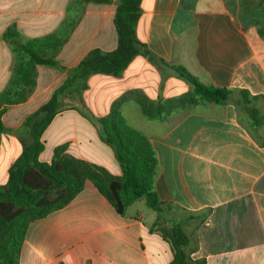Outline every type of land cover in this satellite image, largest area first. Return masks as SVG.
Segmentation results:
<instances>
[{"label":"crops","instance_id":"obj_1","mask_svg":"<svg viewBox=\"0 0 264 264\" xmlns=\"http://www.w3.org/2000/svg\"><path fill=\"white\" fill-rule=\"evenodd\" d=\"M116 1L0 0V92L13 66L1 38L8 27L27 39L51 34L76 4L82 15L56 57L70 69L93 49L116 48ZM140 9L136 38L152 57L183 66L203 84L264 96V38L258 34L264 30V0H141ZM157 60L137 55L118 77L89 76L80 110H62L43 132L39 160L49 163L53 149L67 145L71 156L119 176L112 149L89 118L104 117L123 101L124 119H143L141 132L157 158L154 190L164 204L162 216L182 224L191 257L205 264H264V146L240 121L232 102L184 103L191 87ZM64 80L65 73L37 67L33 93L5 112L4 127L21 134L24 119ZM144 100H160L161 107L151 109L156 119L143 114ZM20 152L17 137L3 133L0 185ZM155 220L144 199L120 215L85 181L67 205L28 226L16 264H169V244L151 230Z\"/></svg>","mask_w":264,"mask_h":264},{"label":"trees","instance_id":"obj_2","mask_svg":"<svg viewBox=\"0 0 264 264\" xmlns=\"http://www.w3.org/2000/svg\"><path fill=\"white\" fill-rule=\"evenodd\" d=\"M75 3L110 4L111 0H75ZM76 4L69 9L61 27L51 34L27 39L21 37L15 26H10L1 37L13 56V66L10 78L0 92V139L3 133L13 134L19 140L21 152L7 171L6 183L0 185V264H16L28 226L67 205L82 190L85 181L91 182L120 215L135 201L144 199L146 206L156 213L151 230L157 232L172 251L173 258L169 264H205L204 259L191 257V241L182 224L164 220V204L154 190L157 171L155 150L143 132L125 122L120 112L123 101L115 102L106 116L94 120L89 118L99 127L100 140L112 149L121 170L119 176L71 156L66 153L67 145L55 147L49 163L39 160L44 149L43 132L62 110H80L82 92L87 89L89 76L118 77L137 55L157 60L136 38L141 0H117L113 18L116 48L110 52L93 49L75 67L67 69L61 66L56 57L82 15ZM258 34L264 38L263 29L258 30ZM157 61L172 69L191 87L181 99L184 103L223 105L232 102L239 112L240 121L264 146V96L251 95L246 89L203 84L183 66L169 65L162 59ZM39 66L65 73V80L47 102L24 119L21 134L9 131L1 121L2 116L9 108L26 102L31 96ZM64 99L69 105L61 108ZM142 104L145 117L156 119L151 109L158 110L160 100H144ZM204 218L205 215L200 223Z\"/></svg>","mask_w":264,"mask_h":264},{"label":"rangeland","instance_id":"obj_3","mask_svg":"<svg viewBox=\"0 0 264 264\" xmlns=\"http://www.w3.org/2000/svg\"><path fill=\"white\" fill-rule=\"evenodd\" d=\"M68 105H69V103L67 101L66 102H62L61 103V108L67 107ZM124 120L129 126L134 127V128H136V129H138L140 131L144 130L143 119L126 118ZM65 131L70 133L68 130H65Z\"/></svg>","mask_w":264,"mask_h":264}]
</instances>
